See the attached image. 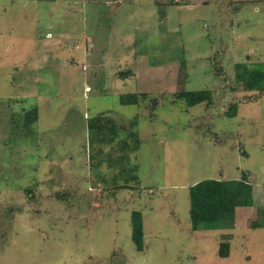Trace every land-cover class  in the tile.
Here are the masks:
<instances>
[{
  "label": "rangeland",
  "instance_id": "rangeland-1",
  "mask_svg": "<svg viewBox=\"0 0 264 264\" xmlns=\"http://www.w3.org/2000/svg\"><path fill=\"white\" fill-rule=\"evenodd\" d=\"M261 61L264 0H0V264H264ZM243 175L255 205L194 230L190 186Z\"/></svg>",
  "mask_w": 264,
  "mask_h": 264
},
{
  "label": "trees",
  "instance_id": "trees-1",
  "mask_svg": "<svg viewBox=\"0 0 264 264\" xmlns=\"http://www.w3.org/2000/svg\"><path fill=\"white\" fill-rule=\"evenodd\" d=\"M236 79L244 83L245 88L253 91H264V61L249 63H237L235 66ZM179 97L183 98L188 105L194 106L204 101H211L212 93L210 90H189L182 91ZM126 102L128 104H137L138 99L136 94L127 96ZM239 109V103L233 102L229 109L225 112V115L232 117L237 115ZM28 114H35L28 113ZM101 116H99L100 118ZM30 118V122L36 120ZM114 124L106 123L102 127H99V141L100 142H112L116 137H108L105 132L114 131L116 128H108ZM93 125V124H92ZM105 127V128H104ZM125 148L124 151L135 150L136 148H130L127 146L128 141H123ZM123 158L127 156V153L121 155ZM135 179L137 176L135 175ZM128 182V181H127ZM253 186L247 180V176L243 175L240 179H203L192 186H190V219L192 228L194 230L201 229H220V228H234L235 225V212L237 207L253 206ZM264 214V209L262 210ZM132 239L136 243L138 249H142L144 245L143 223L142 214L140 211H133L132 213ZM256 227L264 226V219L259 221ZM224 238H230V234H224ZM230 252V245L228 242L220 245L219 253L222 257H227Z\"/></svg>",
  "mask_w": 264,
  "mask_h": 264
}]
</instances>
